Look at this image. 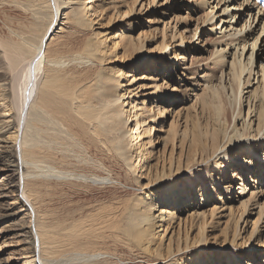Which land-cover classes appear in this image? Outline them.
Instances as JSON below:
<instances>
[{
	"label": "bare ground",
	"instance_id": "6f19581e",
	"mask_svg": "<svg viewBox=\"0 0 264 264\" xmlns=\"http://www.w3.org/2000/svg\"><path fill=\"white\" fill-rule=\"evenodd\" d=\"M7 1L16 2L25 12L29 10L33 14L29 20L23 18L17 29L13 28L12 31L18 33L16 36L11 34L6 40L0 39V70L6 68L13 73H20L18 80L20 79L22 103L17 114L7 113L12 104L0 103V139L6 141L5 151L0 152V155L3 153L5 161L12 165V173L17 176L12 191L17 195L15 198L20 203L19 207L24 208L29 215L27 219L21 218V223L17 221L29 245L26 263L119 264V260H131L136 264V260L142 259L144 264H212L213 259H216L214 253L211 255L204 251L201 255H195L193 248L207 245L236 247L235 236L240 234L239 223L246 213L247 205L236 222L232 240L226 237L223 243L215 244V236H210L208 232L213 225L216 207L209 214L211 220H206L207 211L200 208L209 202V194L214 196V200L217 199V194L210 186H222L226 168L222 169L219 167L221 164L215 162L216 172L209 169L207 164L202 165V162L219 151L217 157L232 159L234 144L239 148L235 156V161L241 166L238 168L244 171L250 165V171L254 168L255 173L258 172L255 182L263 181L264 151L261 145H264V134L263 139L257 140V134L252 137L248 128L245 132L243 125L244 131L240 136L252 137L253 140H239V134L236 137L229 134L225 141L231 120L226 108L222 106L220 95L214 93L212 101H218L217 105H208L204 99V104L208 105L205 106L208 107L207 110L213 111V129L210 137H207L211 142L208 144V141H202L203 131L197 125V132L193 134L190 144L186 145L185 150L181 149V157H186L182 172L191 168L184 174V180L192 185L193 190L197 185L194 183L195 179L200 180V189L193 195L196 196L193 206L197 207L196 215L202 218V223H195L188 216L182 217L183 210H186L183 205L188 202L189 195L188 192L186 195L175 190L172 182L161 185L160 197L163 200L157 203V193L149 195L148 190L137 194L134 202L128 205L125 220H114L109 208L84 199L87 192L83 190L90 185H86L89 178L95 177L97 184L107 182V177L99 174L105 166V159L101 160L98 155L101 153L114 159L125 169L126 174L132 176V180L135 178L134 183L139 188H150V178L147 182L142 180L148 177L149 164L153 158L151 146L154 124L151 123H155L158 116H163L166 109L157 105V110L153 113L152 108H147L146 99H133L138 93L127 88L129 83L124 84L121 80L123 76L127 79L128 75L111 67L105 69L104 64L108 63L110 56L115 55L117 49L121 47L126 52L132 48V43L123 44L127 39L124 38L125 32L113 35L110 40L105 37L94 41L88 37L77 47H70V41L74 35L77 38L78 33L87 34L92 31L98 37L100 32L93 28L97 18L102 17L101 2ZM249 2L250 0L241 1L238 4L239 10L252 15L254 11L250 8L253 3L250 5ZM212 13L208 15L209 20H213L215 14L211 15ZM262 18L259 15V23ZM245 24L239 32L247 28ZM25 26L27 29H24ZM263 31L264 28L262 33ZM242 40L245 41L246 38L243 37ZM168 45L167 42L164 43L161 49L165 50ZM245 47L246 45L244 50ZM182 60L186 62V57ZM71 62L74 66L66 68L65 65ZM78 65H86L84 70L87 75L84 80L81 78V82L74 75V72H80ZM236 65L235 61L232 69ZM238 68L237 73L235 70L233 72V113L238 104L241 74L246 69L249 70L248 63L240 61ZM4 71L5 73L0 71V97L3 101L7 99L8 90L10 92V78ZM156 97L158 100L159 97ZM220 115L224 117L223 124L218 121ZM258 119L257 132L260 133L264 128V93ZM193 145L203 147L196 149L201 154L200 161L192 160L193 154H197ZM194 161L200 163V167H194ZM241 171L234 173L233 177L240 181V192L245 193L247 186L243 182ZM232 185L234 183L229 186ZM168 189L171 191L170 198L167 196ZM77 198L79 200H75ZM37 203H41L43 208L39 209ZM158 205L160 207L157 209ZM263 214L264 208H261L249 240L262 230L260 221ZM9 215L14 217L11 220L16 221L19 213L12 212ZM195 227L199 230L198 236L190 238ZM122 250L128 252V257L122 256ZM190 254H193L192 258ZM223 259L222 264H238V259L246 264L233 250H225ZM252 262L253 260H249V264L254 263Z\"/></svg>",
	"mask_w": 264,
	"mask_h": 264
},
{
	"label": "rangeland",
	"instance_id": "374dc122",
	"mask_svg": "<svg viewBox=\"0 0 264 264\" xmlns=\"http://www.w3.org/2000/svg\"><path fill=\"white\" fill-rule=\"evenodd\" d=\"M98 1L102 4L103 12L102 17L97 18L95 21L93 30L99 31L100 34H97L98 37L96 38L92 31L87 34L86 32L78 33L77 38L74 35L73 41H70V47H77L88 37L94 41L105 37L110 40L113 35L125 32L124 38L127 39L123 44L132 43V48L126 52L121 47L117 49L115 55L110 56L108 63L104 64L105 69L111 67L126 76L128 75L129 79L123 76L121 80L124 84L129 83L127 88L129 87L130 90L138 93V96L133 97V99H146V106L152 108L153 113L157 110V105L159 107L164 106L166 110L163 116L157 117L155 123H151V125L154 124L153 144L151 146L153 158L149 164L148 177L142 180V182H147V179L150 178L152 182L150 188H139L135 184V178L132 180V176L126 174L125 169L120 164L116 163L111 157L107 158V156L100 153L98 158L105 159V166L99 174L106 176L107 182L97 184L95 177L89 178L86 185H90L85 187L84 190L83 187H80L84 192H87V197H84V199L92 200L96 205L100 203V207L103 205L107 209L109 208L108 211L112 213L114 220L122 222L125 220L128 205L134 202L137 194H142L147 190L149 195L157 193L155 201L158 203L163 200V197H160L161 185L172 182L175 190L186 195L188 192L189 195L188 202L183 205L186 210L184 209L185 212L183 210L182 217L188 216L189 220L192 219L195 223L201 224L202 218L196 215L198 209L193 206L195 201L193 199L196 198L193 195L195 191L200 189V180L195 179L194 183H197L195 190L189 182L186 183L184 180V174L188 173L191 168L182 172L186 165V157H181V149L185 150L186 145L190 144L191 139L194 137L193 134L197 132V125L203 131L201 133L202 141H208L207 137L209 138L212 133L214 120L211 118L213 111L207 110L208 107L205 106L209 104L217 105L218 101H212L214 93L220 95L222 106L226 108L231 120L225 141L229 134L235 137L237 134L240 136V133L244 131L243 125L246 128L245 132L248 128V133H251L252 137L257 134V140L263 139L264 128L260 133L257 132V128L264 93V31L262 33L264 11L252 0L249 2L250 5L253 3L252 8H250L254 11L252 15L239 10L240 5L238 4L243 0ZM17 5L14 1L0 0V39L6 40L11 34L16 36L18 33L13 32V28L17 29L22 24L23 18L29 20L33 17V14L28 12L29 10L25 12L24 8ZM211 12H213L211 15L215 14L213 20H209L210 17H208ZM259 15L263 17L261 23L258 22ZM246 22L247 24H245ZM243 24L247 28L245 30L243 28L239 32ZM24 29H27L26 26ZM243 37L246 38L245 41L242 40ZM166 42L169 45L165 50H162L161 48ZM244 44L246 45L245 50ZM184 57H186V62L182 60ZM235 61L237 65L235 69H232ZM240 61L243 64L248 63L250 71L246 69L241 74L238 104L233 113L235 100L233 72L234 70L236 73L238 72ZM73 64L71 62L65 66L70 68L74 66ZM78 66L80 72H74V75L79 77L81 82V78L84 80L85 75H87L86 70H84L86 65ZM4 70L10 78L8 84L10 92L8 90L9 94H7L6 100L3 101L0 97V103L2 105L12 104L11 110L7 113L16 115L22 103L19 92L20 79L18 80L20 73H13L6 68L0 71L5 73ZM156 96L159 97L158 100ZM204 99L207 100L208 105L204 104ZM237 114L238 117H236ZM218 121L223 124V115L219 116ZM208 133L210 134L208 135ZM252 137H241L239 140H253ZM236 141L237 139L234 143ZM210 142L209 140L208 144ZM5 145L6 141L0 139V152L5 151ZM232 146L234 156L232 159L226 158V160H223L217 157L219 151L213 157L202 162V165L207 164L206 166L212 171L216 170L215 162L220 163L219 167L226 168V172L221 187L213 188L214 185L210 186L217 194L215 196L217 199L214 200V196L209 194V202L203 204L200 210L207 211L205 214L209 217L207 216L206 220H211L209 214L211 209L216 207L213 225L210 226L211 231L208 234L215 236V244L216 242L221 244L224 238L227 237L226 239L232 240L235 236L236 222L247 205L246 213L239 223L240 234L235 236L236 247L207 245L193 248V254L201 255L204 251L210 252L211 255L214 253L216 259H213L212 264H222L224 251L233 250L243 258L246 264H249V260H253V264H264V214L260 221L262 230L249 240L251 231L254 228V221L261 213V208H264V178L263 181L257 180L255 182L258 172L255 173L254 168L253 171H250L252 169L249 167L250 165L245 167L248 169L241 171L238 168L241 166L235 161L239 148L235 147L234 144ZM261 147L264 151V145H261ZM201 148L203 147L193 145L195 153L197 152L196 149ZM182 155H184V152ZM241 156L245 157L244 154H241ZM193 157L192 160H201L199 151L197 154H193ZM193 165L198 168L201 164L195 162ZM104 169H108V171ZM237 171H241L244 176L243 182L247 186L245 193H241L238 189L240 181L234 180L233 174ZM108 176L113 179L108 178ZM15 177L17 176L12 173V165L5 161L2 153L0 155V264H27L26 258L28 255H26V252L29 245L18 224L21 223L19 222L21 218L25 217L27 219L29 215L24 208L19 207L20 203L15 198L17 195L12 191L14 182H16ZM54 182L55 180H53V184L56 185L57 183ZM206 183H209V181ZM232 183L234 185L229 186ZM185 189L187 191H184ZM170 192V189H168L167 196L169 198ZM75 200H79V198ZM37 205L39 209L43 208L41 203H37ZM159 207L160 205L157 206V209ZM12 212L19 213L16 221L11 220L14 217L10 216L9 213ZM191 215L193 216L190 217ZM197 231L199 230L195 227L190 238L198 236ZM160 236L162 235L160 234ZM248 241L251 243H248ZM120 252L123 257H128L127 251L122 250ZM193 254H190L191 258ZM136 261V264L145 263L142 259ZM238 261V264H242L240 259ZM118 263L134 264L131 260H119ZM148 264L155 263L150 262Z\"/></svg>",
	"mask_w": 264,
	"mask_h": 264
}]
</instances>
